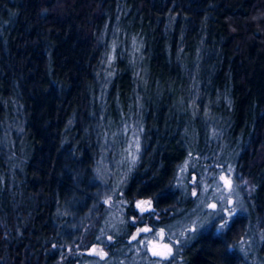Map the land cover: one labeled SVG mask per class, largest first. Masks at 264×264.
Listing matches in <instances>:
<instances>
[{
  "label": "trees",
  "instance_id": "obj_1",
  "mask_svg": "<svg viewBox=\"0 0 264 264\" xmlns=\"http://www.w3.org/2000/svg\"><path fill=\"white\" fill-rule=\"evenodd\" d=\"M142 77L153 91L118 211L97 166ZM182 105L199 111L196 136ZM192 150L210 168L235 160L241 208L142 261L137 227L191 212L176 174ZM94 249L109 264H264V0H0V264Z\"/></svg>",
  "mask_w": 264,
  "mask_h": 264
},
{
  "label": "rangeland",
  "instance_id": "obj_2",
  "mask_svg": "<svg viewBox=\"0 0 264 264\" xmlns=\"http://www.w3.org/2000/svg\"><path fill=\"white\" fill-rule=\"evenodd\" d=\"M135 49L131 50V60L137 66V58H139L141 53L139 48ZM140 89L143 90L144 94L142 98H138V101L134 103L133 110L129 113V116L127 115V118L129 117V120L133 123L126 125L122 130L115 128L110 135V140L107 141L101 152L97 166L98 177L106 188V198L115 209L122 206L121 195L123 194V187L128 180V176H130L129 172L136 163L141 149L140 126L137 127V124L139 123V118H141L140 111L146 112V101L150 99V94L153 91L151 82L142 77L138 85H136L137 94ZM178 114L184 120H190L193 125L191 132L195 136L198 135L199 111L195 109L187 113L185 109L183 110L182 105ZM207 117L208 115L206 114L204 118L206 119ZM226 156L224 163L211 164L212 167L210 168L192 150L188 157L179 164L176 182L186 195L188 193L192 197L193 206L191 212L179 221H172L169 224L157 226V228L149 224L138 226L131 239L135 241V245L139 249V259L142 261L144 259L145 261H151L153 260L152 257L160 261L170 259L180 242L192 239L197 232L207 228L214 221L220 223L225 219L231 218L241 208V193L235 179V160L229 155ZM222 177L225 179H222ZM226 180L231 182L230 187ZM241 181H244V178ZM245 183L247 184L246 181ZM142 200H150L152 202L149 198H139L137 202ZM212 204L216 205L215 209L210 207ZM152 206L151 203V209ZM141 228H149L151 231L140 233L137 239H133ZM161 230L164 232L163 240L155 235ZM149 241H153V243L150 244ZM163 245H168L171 248L170 254ZM97 252H94L95 254L91 259L81 264H109L106 253L101 258ZM153 252H162L166 258L154 255ZM176 264H180V262H176Z\"/></svg>",
  "mask_w": 264,
  "mask_h": 264
},
{
  "label": "snow or ice",
  "instance_id": "obj_3",
  "mask_svg": "<svg viewBox=\"0 0 264 264\" xmlns=\"http://www.w3.org/2000/svg\"><path fill=\"white\" fill-rule=\"evenodd\" d=\"M222 179H225V178L222 177ZM226 183L230 187L231 182L226 180ZM193 194H195V193H193ZM151 203L152 202L150 200H142V201L137 202L136 207L138 209H140L141 212L149 211V210H151ZM210 207H212L213 209H215L216 208V205L215 204H212V205H210ZM226 224H227V221H225L224 224L220 225V228L223 229L226 226ZM149 231H151V229H149V228H141V229L138 230L136 236H134L133 239H137V237L140 236V233H146V232H149ZM155 235L157 237H159L161 240H163V238H164V232H163V230H161L160 232L156 233ZM149 243L152 244L153 241H149ZM163 247H165V248L168 249V253L169 254L171 253V248H169L168 245H163ZM94 251H96V250L94 249ZM97 254L100 255L101 258H103V256L105 255L102 250L98 251ZM153 254L154 255H159V256H162V257L166 258L165 255H164V253H162V252H153Z\"/></svg>",
  "mask_w": 264,
  "mask_h": 264
},
{
  "label": "flooded vegetation",
  "instance_id": "obj_4",
  "mask_svg": "<svg viewBox=\"0 0 264 264\" xmlns=\"http://www.w3.org/2000/svg\"><path fill=\"white\" fill-rule=\"evenodd\" d=\"M180 189H181V188H180ZM149 199H151V198H149ZM151 200H152V199H151ZM152 205H153V206H152V209H155V208H154L155 206H154V204H153V200H152ZM152 209H151V210H152ZM138 210H139V209H138ZM151 210H149V211H151ZM146 212H148V211H146ZM139 213L142 214V213H145V212H140V211H139ZM156 216H157V217H160V216H158V215H156ZM169 223H171V222H169ZM169 223H168V224H169ZM145 224H149L150 226H156V224H152V222H150V221L146 222ZM155 228H157V226H156ZM131 238H132V237H131ZM131 240H132V239H131ZM132 241H133V240H132ZM176 253H177V249L175 250V253H174L173 255L175 256ZM171 257H172V256H171Z\"/></svg>",
  "mask_w": 264,
  "mask_h": 264
}]
</instances>
